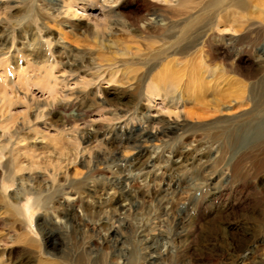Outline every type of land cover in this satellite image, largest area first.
Returning <instances> with one entry per match:
<instances>
[{"label": "rangeland", "instance_id": "1", "mask_svg": "<svg viewBox=\"0 0 264 264\" xmlns=\"http://www.w3.org/2000/svg\"><path fill=\"white\" fill-rule=\"evenodd\" d=\"M262 123L264 0H0V264H37L34 249L18 243L28 231L45 238L47 210L33 209L34 199L59 182L81 181V195L60 193L53 206L64 212L78 199L82 208L69 219L85 223L80 228L96 240L107 235L101 225L128 219L132 230L121 249L138 259L159 258L137 243L138 226L161 256L174 254L181 246L174 229L200 204L203 225L191 254L208 263L215 258L211 225L229 233L242 214L264 208L248 190L237 201L250 181L264 185L261 158L246 163L240 156L264 132ZM164 126L177 128L160 133ZM140 127L152 135L147 143L118 145ZM100 152L121 159L94 167ZM73 158L56 180L48 177ZM18 165L23 174L15 173ZM129 193L139 195L135 206L125 200ZM10 200L28 215L24 226ZM48 212L56 234L44 251L60 257V228L68 225Z\"/></svg>", "mask_w": 264, "mask_h": 264}, {"label": "bare ground", "instance_id": "2", "mask_svg": "<svg viewBox=\"0 0 264 264\" xmlns=\"http://www.w3.org/2000/svg\"><path fill=\"white\" fill-rule=\"evenodd\" d=\"M201 42L203 43V41ZM203 52H204V49H203ZM213 55L214 54L211 49L207 50V52L206 51L204 52V57L206 58H213L214 57ZM79 67H82V66H79ZM237 70L238 69L235 65H232V67L230 68V71L232 73L237 72ZM198 73H199V70H198ZM230 81L232 80L230 79ZM168 127L169 126H164V128H162L159 132L164 134L165 131L173 132L174 129L177 128V126H175L174 129H169ZM23 130L24 128L20 127L18 131H23ZM151 138H152V135L151 133L148 132L147 128H141V127L137 129L129 128V130H127V132L124 135L120 136V140L121 139L123 140L120 141L118 145H122V144L127 145V146L132 145L134 148H137V147H140V145H142L143 143L145 142L147 143V141ZM257 139L258 140H255L249 146H246L243 149V151L240 153L242 161L247 160L246 163H250L253 160V158L258 159V157H260L262 162H264V132H262V134H260V136ZM94 156H95L93 158L94 167L95 166L97 167V164H106L109 162L112 163L116 160L121 159L119 155L111 154L107 152H100ZM138 157L140 158L142 157V152H139ZM75 163H76V158L66 159V160L64 159L59 165L61 167L55 168V169L53 168L48 177H51V178L54 177V180H56V176L58 175L56 172L61 170V168H64L65 170L69 169V166L74 165ZM227 167L229 168L230 174L236 171L235 166L231 165ZM24 172L25 171L22 166L18 165L16 167L15 173L23 174ZM15 173L14 175H16ZM251 175L252 174L247 175V179L248 178L250 179L252 177ZM56 182L57 181H55V183ZM83 182L85 181H81L79 183L76 182L77 184H71V183L62 184L59 182L57 183L58 188L53 189V193L49 194L48 197H46L45 199H42V201L40 202H39L40 199H34V202L32 204L33 209H36L37 207H41V209H43L42 207H44V210L45 209L47 210V211H44L45 212L44 219H45V225H46L45 226V231H46L45 238L42 239V242H39L38 240L34 239L31 233L28 231V232L20 234V237L18 238L19 240L18 243L21 241V244H23L25 247L34 249L32 251L33 253L35 251V254L37 255V256H34L35 259H37V264H116L118 259H123V258H125V260H124V263L122 264H139L140 261H141V264H264V261H260L258 258H257L258 261L254 259L256 255H259L260 253H264V236H263L264 234V208L262 210H254V211L242 214L240 217L242 219V223H239L236 226V228L231 230L229 233L225 232L224 228H222L221 226L211 225V227L209 228V231L212 235L210 237L211 238L210 241H212V245L210 246L208 251L213 253V255L215 254V258L209 261L208 263H205L199 260L196 261L197 263L193 262L194 259H192L193 256L191 254L193 251L192 246L194 244V241L199 238L198 237L200 234L199 232L203 225L202 224V211H200V208H201L200 204H197L196 207L195 206L193 207V211H192L193 213H192V216H190V218L189 217L183 218L177 224L176 228L174 229L173 235L181 239L180 241L181 246L178 248V250L174 252V254L171 253L170 250H168L165 256H161L159 250L156 248H153L155 241L153 239L148 241V239L146 238L147 236L146 226L145 225L138 226L135 230V233L137 234V237H140V240L138 239L139 241L137 242L139 246L142 247L143 250L144 249L147 250L149 254H156L159 256L158 259L156 258L153 259L152 256L151 257L143 256L141 259H138L137 256L134 254L135 253L134 250L132 251L130 250L129 252L125 253V251L121 249V245L125 243L124 242L125 237H123V234L125 233V231L127 233V232H130V230H132V226L131 224H129L128 219L126 218L114 219V223L107 228L105 225L103 226L101 225V229L105 230L107 235L102 238L101 237L97 238L96 240L92 235H88L86 231L80 228L81 225L83 227L86 226L85 223L82 222V224H80V222H77L76 224L75 220L69 219L70 211L72 209H74L76 206H79V208H82V204L78 202V199L74 201L72 204L68 205L67 210H65L64 212L57 211L56 208L53 206V204L56 202V197L60 193L81 195L82 193L81 188L83 187L81 183ZM120 183L123 184L124 180H122ZM199 184H200V187L202 188L206 186L204 181L200 182ZM126 185H130V183L128 182L125 184V186ZM248 185L250 186V188H245L242 186L241 188L242 191L238 192L239 197L237 198V201H241L242 199L244 200V197L246 196L245 191L247 190H248L247 193L250 199L253 198L259 201L260 200L264 201V185L260 186L258 182L256 181H250V184ZM233 187L231 186L229 187L231 191L237 190V189L232 190ZM139 194L141 195V193ZM136 198L139 199V195L137 197V195L129 193V194H126L125 196V200L128 201L130 205L133 204L132 206H135ZM79 201L81 200L79 199ZM10 203H11L10 204L11 208L15 211L16 215L18 217H21L22 219L20 220V225L24 226L25 224H27L28 219L25 218L24 220L23 217L28 216V215L25 212L22 213V210L20 209V202L16 201V203H13L10 200ZM50 204H52V206H49ZM207 208H208L207 206L203 207V209H207ZM48 210L54 214L57 213L58 216L64 218L66 220V224L68 225V231L60 228L62 230L64 241H65V245L63 249L64 252L62 253V255H60V257H54V255H49L48 253H45L44 251V247L47 244V241L56 234L54 230H51L49 228L51 217H50ZM220 215L224 216L225 219H228V216L224 212L220 213ZM88 216H90V218L93 217L92 213H88ZM111 220H112V217H111ZM178 230L180 231L177 232ZM200 238L201 239L203 238L204 240H206V237H200ZM4 245L5 244L3 243V246ZM25 250L27 249L25 248L24 251Z\"/></svg>", "mask_w": 264, "mask_h": 264}]
</instances>
